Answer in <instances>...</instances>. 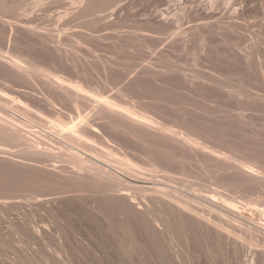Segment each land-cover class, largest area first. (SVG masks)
<instances>
[{
    "label": "rangeland",
    "instance_id": "obj_1",
    "mask_svg": "<svg viewBox=\"0 0 264 264\" xmlns=\"http://www.w3.org/2000/svg\"><path fill=\"white\" fill-rule=\"evenodd\" d=\"M1 113L23 129L0 125V264H264L258 227L159 191L103 201L68 160L109 148L263 221L264 0H0Z\"/></svg>",
    "mask_w": 264,
    "mask_h": 264
},
{
    "label": "bare ground",
    "instance_id": "obj_2",
    "mask_svg": "<svg viewBox=\"0 0 264 264\" xmlns=\"http://www.w3.org/2000/svg\"><path fill=\"white\" fill-rule=\"evenodd\" d=\"M14 97V96H12ZM15 98V97H14ZM15 100V99H14ZM18 100V99H17ZM110 102V101H109ZM10 117V116H9ZM8 115L6 113H1L0 114V122H1V126L5 127V126H9V127H12L14 128V130L16 129L17 131H19L20 133L22 132V129L19 125H17V123H13L14 121H12L11 117L9 118ZM9 118V119H8ZM12 122H11V121ZM60 126V129H61V132L62 133H67V134H71V135H76L77 134V131L75 128L73 127H68L67 125H59ZM33 127V126H32ZM35 127V126H34ZM37 127V126H36ZM15 131V132H17ZM19 133V134H20ZM49 133V132H48ZM62 135V134H60ZM72 138V137H71ZM19 139H21V136L19 137ZM58 139V138H57ZM60 139V138H59ZM62 139L61 138L59 141L62 142ZM65 141V140H63ZM68 142V140H67ZM66 144V143H65ZM68 147H70L71 149V152H69L68 154V160L70 159V163L73 165V167H75L78 171H80L81 173L83 174H87L91 177V179H93V181H95L94 183L95 184H99V186H96V189H99L98 187H104L103 188V192L106 193V196H102L100 199L105 201L106 202H120V201H123L125 204L128 203V204H131L133 207V205L137 206L138 208V205H141L139 202V200H143L145 198H142V199H139L138 200V196H136L137 192H144V193H154V192H157L159 191L160 192V195L167 200V203L168 201L170 202H173L175 203V205H177L178 207H181L183 209H187V210H190L192 211L196 216L200 217V218H204L205 217V211L202 210V212L200 213L198 210H194V209H191L189 208V202L192 203V204H200L202 205L201 203H207V205L209 206L208 207V210L209 209H214V210H219L222 214H225V215H228L229 219L230 220H242V221H245L249 226H255V227H258L260 230H263L264 232V220L261 221L259 224H256L255 221H254V217H252V215H246L248 214L247 212L249 211H243V207L241 206V204H237V201H233L231 199H228V198H224V196H221V194L217 191V190H212V191H209L207 192L206 194H201V195H194V194H190V197L186 198V199H180V197L177 196L176 194V191L173 189V187L171 188H164L161 187V185L163 184V182L159 183L160 181H157V182H149V179L148 177H145V176H142L141 174H145V173H142L141 171L143 172H147V170L143 169V168H140L137 164H135L134 162L130 161L129 159H123V162H117L113 159L110 158V156H114V153L111 149L109 148H106L104 150H102L101 153L99 152H96V151H91V150H87V149H84V148H81L77 145H74L72 144L71 142L68 143ZM104 147V145H103ZM67 148V147H66ZM68 149V148H67ZM69 151V150H67ZM66 151V152H67ZM63 152V151H62ZM65 156V155H64ZM139 173V174H138ZM86 175V176H87ZM92 181V180H91ZM92 181V182H93ZM93 183V185H94ZM151 185V186H150ZM167 187V186H165ZM98 192V191H97ZM102 192V191H101ZM100 192V193H101ZM98 193V194H100ZM158 193V192H157ZM103 195L102 193L100 194V196ZM111 195V196H110ZM159 196V195H157ZM156 196V197H157ZM143 197H148L147 195L146 196H143ZM153 198V196H152ZM161 198V197H160ZM99 199V198H98ZM157 198H155L156 200ZM95 200V199H94ZM97 200V198H96ZM100 200V201H101ZM162 200V199H161ZM148 201V200H147ZM89 202H92L89 201ZM96 202V201H93V203ZM145 202V201H143ZM165 202V201H164ZM169 202V203H170ZM97 203V202H96ZM159 203V202H158ZM162 203V202H160ZM239 203V202H238ZM91 204V203H90ZM100 204V203H99ZM109 204V203H108ZM119 205V203H117ZM116 204V205H117ZM123 205V203H121ZM120 204V206H121ZM127 204L126 207H128L129 205ZM93 205V204H92ZM90 205V206H92ZM143 205V204H142ZM141 205V206H142ZM98 206V205H97ZM108 206V205H107ZM114 206V205H113ZM140 206V207H141ZM193 206V205H192ZM191 204H190V207H192ZM197 206V205H196ZM203 206V205H202ZM249 206V205H248ZM251 206V205H250ZM94 207L96 208V205L93 206L92 209H94ZM105 207V206H104ZM125 207V206H124ZM130 207V206H129ZM144 207V206H143ZM146 207V206H145ZM246 207V206H245ZM118 209V207H116ZM119 208H123L122 207H119ZM142 208V207H141ZM152 208V207H151ZM150 208V209H151ZM179 208V209H181ZM199 208V206H198ZM255 208V207H254ZM91 209V208H90ZM89 209V210H90ZM91 209V210H92ZM127 209V208H126ZM125 209V210H126ZM139 209V208H138ZM204 209V207H203ZM207 209V208H206ZM251 209V208H249ZM258 209V208H256ZM97 210V209H95ZM103 210V209H102ZM113 210H115V208H113ZM137 210V209H135ZM145 208H142L141 211H144ZM200 210V208H199ZM260 210V209H259ZM88 211V210H87ZM86 211V212H87ZM93 211V210H92ZM101 211V210H100ZM99 211V212H100ZM112 211V210H111ZM116 211V210H115ZM120 213L121 212H125V211H122L121 209H119ZM118 211V213H119ZM127 213H128V210H126ZM133 211V210H132ZM147 213H148V210H146ZM150 211V210H149ZM154 212V210H152ZM253 211V209L251 210ZM250 211V213H251ZM257 211V210H256ZM95 212V211H94ZM93 212V213H94ZM98 212V211H96ZM105 212V211H103ZM107 212V211H106ZM136 213V211H133ZM151 212V213H153ZM207 212L209 211H206V214ZM259 212V211H258ZM263 214H264V209L262 210ZM261 212V213H262ZM111 213V212H110ZM119 213V215H120ZM126 213V212H125ZM124 213V214H125ZM142 213V212H141ZM140 212L136 213V214H141ZM145 213V212H143ZM150 213V214H151ZM114 214V213H113ZM122 214V213H121ZM128 214H131V213H128ZM134 214V213H133ZM131 214V215H133ZM135 214V215H136ZM149 214V213H148ZM148 215V216H151V215ZM96 215V214H95ZM135 215H133L135 217ZM143 216V214H141ZM154 215V213H153ZM152 215V216H153ZM261 215V214H260ZM112 216V215H111ZM126 216H128L126 214ZM132 216V218H133ZM140 216V215H139ZM141 216V217H142ZM147 216V215H146ZM155 216L157 215H154V220L151 219L153 217H151L150 219L153 220V221H156L155 222V226L157 224L158 221V218H156ZM254 216V215H253ZM88 217V220L90 222H97L94 215L92 214V212L90 214L87 215ZM114 217V215H113ZM120 217V216H119ZM129 217V216H128ZM138 217V215H137ZM159 217V216H158ZM112 218V217H111ZM156 218V219H155ZM262 218V217H261ZM260 218V219H261ZM117 219V218H116ZM131 219V218H130ZM138 219V218H137ZM140 219V218H139ZM263 219V218H262ZM119 220V219H118ZM121 220V219H120ZM119 220V221H120ZM145 221V218L143 219ZM143 220H142V223H143ZM147 220V218H146ZM160 220V219H159ZM201 220V219H200ZM109 221H110V216H109ZM137 221V220H136ZM141 221V219H140ZM108 222V221H107ZM149 223L151 221H148ZM213 222V221H211ZM101 223V222H100ZM106 223V222H105ZM142 223H140V225H143ZM147 222L145 221V224ZM153 223V222H152ZM160 224H162V221L159 222ZM158 223V225H159ZM217 227L221 228V229H225L223 228V226L219 223H215L213 222ZM108 224V223H107ZM139 224V223H138ZM154 224V223H153ZM98 225V224H97ZM109 225V224H108ZM152 225V224H150ZM112 226V225H111ZM149 229V226L148 224L146 225ZM154 226V225H153ZM163 226V224H162ZM99 227V226H98ZM142 227V226H141ZM145 227V226H144ZM144 227L143 228H140V230L142 229L144 231ZM152 227V226H150ZM146 228V227H145ZM159 228V227H158ZM160 228L162 229L163 227L160 226ZM159 228V229H160ZM111 229V228H110ZM147 229V228H146ZM145 229L144 232H146L147 230ZM152 229V228H150ZM155 229V228H154ZM164 229V228H163ZM250 229V227H249ZM113 232V231H112ZM152 232V231H151ZM262 232V231H261ZM262 232V233H263ZM246 239V238H245ZM114 240V239H113ZM251 247V246H250ZM264 248V246H263ZM117 254V253H116ZM101 256V255H100ZM103 257V256H102ZM101 258V257H100ZM105 258V257H104Z\"/></svg>",
    "mask_w": 264,
    "mask_h": 264
}]
</instances>
